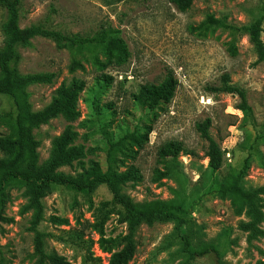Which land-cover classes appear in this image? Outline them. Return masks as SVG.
Wrapping results in <instances>:
<instances>
[{"label":"rangeland","instance_id":"obj_1","mask_svg":"<svg viewBox=\"0 0 264 264\" xmlns=\"http://www.w3.org/2000/svg\"><path fill=\"white\" fill-rule=\"evenodd\" d=\"M263 0H193L180 11L170 0H22L19 25L41 24L66 34L93 35L112 28L123 38L129 55L103 67L93 62L91 50L81 54L58 47L52 39L36 36L32 45L21 47L19 69L23 74L55 72L52 83H34L28 87L32 110L48 105L56 90L72 79L84 80L80 93L81 116L73 122L78 132L75 144L84 147V165L99 161L107 165L110 141L139 130L146 139H135L118 152L119 171L138 170L139 178L129 181L124 192L136 201L170 199L171 188H183L188 196V224L197 231L196 240L213 242L222 255L209 253L189 259L179 231V220L143 223L137 233V250L129 264H264V237L248 241L249 232L241 228L250 220L246 211L237 213L228 196L216 192L214 184H228L232 173L248 159L245 186L264 184V61L246 34L239 36L237 54L228 50V31L217 29L205 35L193 29L208 14L225 17L234 25L250 24L261 15ZM7 12L0 6V46L2 24ZM264 26V25H263ZM264 40V31L262 33ZM101 63L106 56L95 50ZM74 58L82 67L71 71ZM173 70L179 85L171 102L151 108L141 92L143 85L160 83ZM229 73L232 83L247 90L253 117L246 118L237 108L236 94L213 91L221 86V76ZM104 75L112 77L105 81ZM13 107L12 98L0 95V135L8 132L1 115ZM212 119L211 134L225 151L224 164L215 173L209 171L207 141L196 123ZM70 122L64 117L35 127L39 142L40 165L52 155L53 140ZM171 141L181 142L180 173L176 180H157L164 169L161 149ZM188 152V153H187ZM3 153L0 150V156ZM59 171L76 174L77 162ZM11 201L0 219V245L9 264H36L34 253L33 210L26 209L25 188L11 191ZM264 201V196H263ZM45 219L39 228L47 233L49 250L65 256L74 264H109L111 253L101 248V237L127 233L120 206L112 202L105 184H97L89 193L75 192L64 186L47 189ZM66 223L56 224L51 216ZM106 217L101 231L102 218ZM264 228V224H263Z\"/></svg>","mask_w":264,"mask_h":264},{"label":"trees","instance_id":"obj_2","mask_svg":"<svg viewBox=\"0 0 264 264\" xmlns=\"http://www.w3.org/2000/svg\"><path fill=\"white\" fill-rule=\"evenodd\" d=\"M22 0H0L7 17L2 24L4 36L0 46V95L12 98L13 107L3 112L1 120L8 128V132L0 135V219H6L4 211L11 201V191L15 188H25L28 197L26 209L33 210L34 253L36 264H74L65 256L47 246V233L39 226L45 219V202L47 189L51 186H64L75 192L89 193L97 184H105L112 193V202L120 206L123 221L127 223V233L118 234L116 237H101L100 245L105 251L111 253L109 264H129L137 250V233L143 223L152 225L156 220L167 221L172 218L179 220V231L185 243L189 259H196L209 253L222 255L221 247L213 242L196 240L197 231L188 223V196L181 188H171L174 198L136 201L124 192L127 182L139 178L138 170L119 171L118 152H122L127 143L147 137L139 130L127 133L117 141H110L107 153V165L104 167L99 161H91L86 167L82 158L85 157L83 146L75 144L78 136L73 122L81 116L79 109L80 93L85 82L77 78L67 84H62L56 90L51 102L40 110H32L28 87L34 83H52L56 77L55 72L23 74L19 69L22 58L20 48L32 45L36 36L52 38L58 47H65L74 53L81 54L85 49L91 50L94 63L107 67L114 59L121 61L129 55L127 45L123 38L114 35L112 28H102L93 35L66 34L58 29H51L41 24H32L27 27L19 25V8ZM180 11L188 10L193 0H170ZM264 0L261 2V15L250 24L234 25L225 17H216L208 14L199 25L193 29L201 35L214 32L217 29L228 31L231 40L228 50L232 55L237 54V41L239 36L246 34L257 54V61H264ZM95 50L106 56V63H101ZM82 67L80 59L74 58L70 65L71 71ZM112 77L104 75L107 82ZM221 86H213V91H224L239 96L237 108L246 118L253 117V108L249 103L247 90L232 83L229 73L221 76ZM179 81L173 70H169L160 83L143 85L141 92L146 96L151 108L158 107L161 103H169L176 94ZM62 116L70 122L63 132L53 140L52 155L48 162L40 165L39 142L35 139L33 130L42 124L49 123L53 118ZM212 119L205 118L196 123L200 136L207 141L206 155L209 159V171L217 172L224 164L225 151L221 144L211 134ZM144 140V139H143ZM185 151L182 143L168 142L160 152L164 161V169L158 170L157 180L170 178L176 180L180 173L179 153ZM188 153V152H187ZM77 162L80 171L76 174H66L59 169L62 166L72 165ZM248 159L243 166L234 171L231 181L222 185L215 183L214 187L221 196H228L232 200L237 213L246 211L250 220L241 223V228L249 232L248 241L264 237V184L255 187L245 186V175ZM50 220L56 224L66 223L59 216H51ZM100 228L106 217L102 218ZM0 264H9L6 252L0 245ZM257 264H263L258 262Z\"/></svg>","mask_w":264,"mask_h":264}]
</instances>
